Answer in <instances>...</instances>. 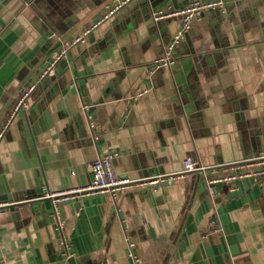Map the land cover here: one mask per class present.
<instances>
[{
    "label": "crops",
    "instance_id": "obj_1",
    "mask_svg": "<svg viewBox=\"0 0 264 264\" xmlns=\"http://www.w3.org/2000/svg\"><path fill=\"white\" fill-rule=\"evenodd\" d=\"M190 1L132 0L39 80L113 0H0V129L39 80L0 141V200L17 203L0 216V264H132L128 240L143 264H264V186L254 177L217 183L214 200L203 175L188 174L68 201L63 230L39 198L89 182L92 162L110 152L130 179L178 173L187 157L223 173L264 153V0L203 11L174 50L176 64L147 77L181 27L179 17L155 22L152 11Z\"/></svg>",
    "mask_w": 264,
    "mask_h": 264
},
{
    "label": "built area",
    "instance_id": "obj_2",
    "mask_svg": "<svg viewBox=\"0 0 264 264\" xmlns=\"http://www.w3.org/2000/svg\"><path fill=\"white\" fill-rule=\"evenodd\" d=\"M132 0H113L111 5H106L104 12L99 19L92 24V26L84 29L70 45L56 50L52 54V60L45 69L40 72L39 80L46 77L52 71L55 65L67 57V50L71 45L79 44L85 41V38L94 29L99 27L102 23L109 20L120 9L127 6ZM226 7L225 0H191L186 6L182 8H159L152 11V18L155 22L162 19L179 17L181 20V27L173 36L172 40L166 45L163 53L153 60L147 67V77L150 79L157 70L172 68L176 64V57L174 56L175 48L183 41L186 32L192 27L195 19L207 9H216L224 11ZM55 33L50 35L51 38L55 37ZM38 81L32 82L26 87L21 94L17 97L13 104L10 113L0 129V141L9 130L11 124L17 117L18 113L27 110L30 106V98L36 90ZM149 92V88H141L137 91L134 98L140 99ZM88 106H84L85 111ZM89 117V116H88ZM115 152H110L105 155H100L91 164L92 178L89 182L67 188L62 190L46 189L39 197L40 199L50 200L55 216L57 218L58 228L64 229L65 220L62 216L61 206L68 201H76L83 199L90 195L95 194H109L117 198L121 192L132 186H148L156 188L162 183H173L188 174H202L209 191V195L214 200L216 198L215 185L217 183H235L239 179L254 177L258 180L259 184L264 186V153L259 154L257 157L245 162H236L228 165L225 171L221 173L218 169L204 165L198 159L187 157L183 161V170L178 173H169L147 177L145 179H130L129 177L117 175L113 160L116 157ZM17 203L12 201L0 200V216L7 215L10 209L16 206ZM213 233H221L222 228L214 219L212 224ZM127 255L132 261V264H143L140 255L135 251L136 243L133 240L127 242ZM59 247L61 254L66 263H71V260L76 255L72 249V244L65 236L59 240Z\"/></svg>",
    "mask_w": 264,
    "mask_h": 264
},
{
    "label": "water",
    "instance_id": "obj_3",
    "mask_svg": "<svg viewBox=\"0 0 264 264\" xmlns=\"http://www.w3.org/2000/svg\"><path fill=\"white\" fill-rule=\"evenodd\" d=\"M191 28H192V27H191ZM191 28H190V29H191ZM190 29L186 32L185 37L187 36V34H188V32L190 31ZM184 39H185V38H184ZM184 39H183V40H184ZM175 49H176V48H175ZM196 177H197V176H196Z\"/></svg>",
    "mask_w": 264,
    "mask_h": 264
}]
</instances>
